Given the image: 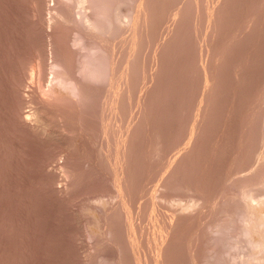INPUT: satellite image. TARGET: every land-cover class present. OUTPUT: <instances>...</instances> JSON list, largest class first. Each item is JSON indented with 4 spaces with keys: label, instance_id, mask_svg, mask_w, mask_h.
Listing matches in <instances>:
<instances>
[{
    "label": "rangeland",
    "instance_id": "374dc122",
    "mask_svg": "<svg viewBox=\"0 0 264 264\" xmlns=\"http://www.w3.org/2000/svg\"><path fill=\"white\" fill-rule=\"evenodd\" d=\"M247 262L264 0H0V264Z\"/></svg>",
    "mask_w": 264,
    "mask_h": 264
},
{
    "label": "bare ground",
    "instance_id": "6f19581e",
    "mask_svg": "<svg viewBox=\"0 0 264 264\" xmlns=\"http://www.w3.org/2000/svg\"><path fill=\"white\" fill-rule=\"evenodd\" d=\"M40 88H41V87H40ZM42 90H43V89H42ZM41 92H43V91H41ZM45 94H46V92H45ZM41 95H42V93H41ZM43 97H44V96H43ZM39 99H40V98H39ZM42 99H43V98H42ZM40 102H41V101H40ZM36 108H37V107H36ZM36 108H35V109H36ZM35 109H34V111H35ZM28 112H29V111H28ZM25 113H26V112H24V114H25ZM37 113H38V112H37ZM34 114H35V113H34ZM31 115H33V114H31ZM31 115H29V117H30ZM24 116H25V115H24ZM26 116H27V115H26ZM33 116H35V115H33ZM31 118H32V117H31ZM36 118H37V117H36ZM24 119H25V118H24ZM248 262H249V261H248ZM248 262H247V263H248ZM248 264H249V263H248Z\"/></svg>",
    "mask_w": 264,
    "mask_h": 264
}]
</instances>
